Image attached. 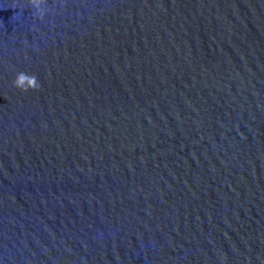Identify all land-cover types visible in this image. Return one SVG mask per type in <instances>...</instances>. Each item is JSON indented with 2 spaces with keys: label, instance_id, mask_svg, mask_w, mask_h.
<instances>
[{
  "label": "water",
  "instance_id": "obj_1",
  "mask_svg": "<svg viewBox=\"0 0 264 264\" xmlns=\"http://www.w3.org/2000/svg\"><path fill=\"white\" fill-rule=\"evenodd\" d=\"M0 264H264V0H0Z\"/></svg>",
  "mask_w": 264,
  "mask_h": 264
}]
</instances>
